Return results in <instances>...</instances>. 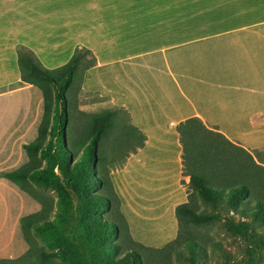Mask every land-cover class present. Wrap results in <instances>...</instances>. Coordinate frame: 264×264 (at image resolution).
I'll use <instances>...</instances> for the list:
<instances>
[{
	"label": "crops",
	"instance_id": "crops-1",
	"mask_svg": "<svg viewBox=\"0 0 264 264\" xmlns=\"http://www.w3.org/2000/svg\"><path fill=\"white\" fill-rule=\"evenodd\" d=\"M18 44L46 68L64 64L76 46L89 50L95 63L79 92L101 100L97 111L122 109L144 135L109 171L128 233L144 246L176 237L174 208L186 202L177 123L197 117L264 151V0H0V174L26 161L22 145L42 113L40 90L20 80ZM10 145L21 152L12 167ZM11 187L28 196L0 176L1 260L26 250L19 218L40 208L28 196L32 209L17 214L16 201L11 220Z\"/></svg>",
	"mask_w": 264,
	"mask_h": 264
},
{
	"label": "trees",
	"instance_id": "trees-1",
	"mask_svg": "<svg viewBox=\"0 0 264 264\" xmlns=\"http://www.w3.org/2000/svg\"><path fill=\"white\" fill-rule=\"evenodd\" d=\"M15 52L20 80L41 92L42 113L35 138L22 145L26 161L0 176L40 208L19 218L26 250L14 259H0V264H141L137 249L162 252L180 243L179 237L187 233L184 224L213 220H220L227 232L246 241L249 255L264 247V161L260 152L246 150L197 117L176 125L181 174L188 176L187 183L182 181L186 202L174 208L176 237L159 248L132 240L104 150L120 108L91 114L78 110L82 121L76 129L68 107L74 77L79 73L80 82L83 72L94 65V56L76 46L64 64L46 68L28 48L18 44ZM122 130L113 137L112 146L133 145L126 156L143 145L144 135L128 121ZM196 197L214 213L198 212ZM185 245L193 257L196 244L188 239ZM256 263L250 260L248 264Z\"/></svg>",
	"mask_w": 264,
	"mask_h": 264
},
{
	"label": "rangeland",
	"instance_id": "rangeland-1",
	"mask_svg": "<svg viewBox=\"0 0 264 264\" xmlns=\"http://www.w3.org/2000/svg\"><path fill=\"white\" fill-rule=\"evenodd\" d=\"M79 85V73L74 77L71 87L68 91V107L71 110L73 119L72 123L76 129H79V124L82 119L78 115L79 108H83L80 111L91 114L98 110L97 106L101 100H98L96 96L82 93L78 90ZM93 104V108L90 109L88 105ZM86 109V110H85ZM114 109V108H113ZM89 110V111H87ZM94 111V112H90ZM99 112V111H97ZM127 124V116L125 112L118 109L114 116V123L108 137L105 140V156L106 165L110 170L118 167L123 161L125 154L131 150L133 145L123 144L119 149L112 146L113 137H117L122 133L124 125ZM9 155L8 167L19 164L21 160V152L18 145H10L7 147ZM114 148V149H112ZM6 154V153H4ZM260 158L264 161V151L261 153ZM53 194L52 192H49ZM21 203L20 210L17 214L25 213L32 209L31 201L25 194L16 192L14 188H10V213L16 211L15 202ZM194 208L198 212H210L211 210L208 204L201 201L198 197L194 200ZM16 214V213H15ZM234 219L237 215L233 216ZM185 225L187 229L186 235L179 237L178 244H172L171 247L166 248L162 252H155L152 250H139L142 261L141 264H248L249 261H257L256 264H264V247L259 250V253H252L249 255L246 252L247 242L241 237L234 236L227 232L221 225L220 220H213L207 223H193L188 222ZM264 229V228H263ZM261 229L264 238V230ZM260 231V230H259ZM260 231V232H261ZM193 240L196 244L195 254L192 257L190 251L185 245L186 240ZM148 247V246H147ZM153 248V247H152ZM192 257V261L190 258ZM11 264H17L16 262Z\"/></svg>",
	"mask_w": 264,
	"mask_h": 264
}]
</instances>
